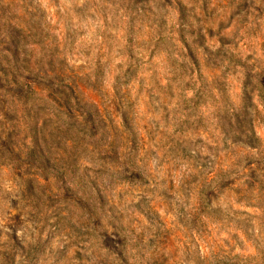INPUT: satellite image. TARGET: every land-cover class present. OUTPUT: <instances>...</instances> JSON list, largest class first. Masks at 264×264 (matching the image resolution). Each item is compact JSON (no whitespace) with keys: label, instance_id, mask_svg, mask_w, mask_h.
Segmentation results:
<instances>
[{"label":"clouds","instance_id":"9594fccd","mask_svg":"<svg viewBox=\"0 0 264 264\" xmlns=\"http://www.w3.org/2000/svg\"><path fill=\"white\" fill-rule=\"evenodd\" d=\"M0 264H264V0H0Z\"/></svg>","mask_w":264,"mask_h":264}]
</instances>
